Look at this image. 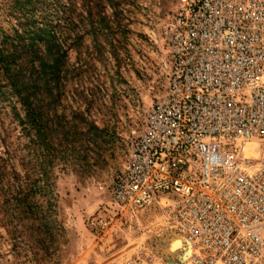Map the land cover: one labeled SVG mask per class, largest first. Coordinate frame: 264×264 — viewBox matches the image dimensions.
Listing matches in <instances>:
<instances>
[{
  "label": "built area",
  "instance_id": "obj_1",
  "mask_svg": "<svg viewBox=\"0 0 264 264\" xmlns=\"http://www.w3.org/2000/svg\"><path fill=\"white\" fill-rule=\"evenodd\" d=\"M158 37L165 91L88 225H160L107 264H264V0H176Z\"/></svg>",
  "mask_w": 264,
  "mask_h": 264
},
{
  "label": "rangeland",
  "instance_id": "obj_2",
  "mask_svg": "<svg viewBox=\"0 0 264 264\" xmlns=\"http://www.w3.org/2000/svg\"><path fill=\"white\" fill-rule=\"evenodd\" d=\"M12 2L0 0V36L13 35L14 28L21 32L8 12ZM175 2L112 0L98 7L95 1L75 0L68 6V24L59 37L66 93L51 116H63L79 134L65 149L56 147L52 183L60 226L0 223V264H107L160 231L152 211L137 218L115 216L98 230L90 228L88 219L103 209L112 211L109 184L142 130L144 111L165 91L159 23ZM11 103L0 102V165L10 164L6 170L18 172V159L28 151L11 109L20 107ZM17 187L8 174L0 181L2 191ZM4 202L0 193V207ZM154 248L165 250L161 243Z\"/></svg>",
  "mask_w": 264,
  "mask_h": 264
},
{
  "label": "trees",
  "instance_id": "obj_3",
  "mask_svg": "<svg viewBox=\"0 0 264 264\" xmlns=\"http://www.w3.org/2000/svg\"><path fill=\"white\" fill-rule=\"evenodd\" d=\"M90 1L98 7L103 1L112 2ZM73 2L13 0L8 10L21 32L14 28L13 35L0 36V102L13 101L11 105L20 107L11 109L23 127L28 153L18 159V172L13 168L8 172L10 164L0 165V181L8 174L18 182L17 188L0 190L5 200L0 207L3 226H60L52 183L56 151L76 142L71 137L79 133L74 124L51 112L66 93L65 50L59 37Z\"/></svg>",
  "mask_w": 264,
  "mask_h": 264
},
{
  "label": "bare ground",
  "instance_id": "obj_4",
  "mask_svg": "<svg viewBox=\"0 0 264 264\" xmlns=\"http://www.w3.org/2000/svg\"><path fill=\"white\" fill-rule=\"evenodd\" d=\"M179 246H180V242L177 241L176 243L173 244L172 249H176V248L179 247Z\"/></svg>",
  "mask_w": 264,
  "mask_h": 264
},
{
  "label": "crops",
  "instance_id": "obj_5",
  "mask_svg": "<svg viewBox=\"0 0 264 264\" xmlns=\"http://www.w3.org/2000/svg\"><path fill=\"white\" fill-rule=\"evenodd\" d=\"M60 217H62V215L60 214Z\"/></svg>",
  "mask_w": 264,
  "mask_h": 264
}]
</instances>
